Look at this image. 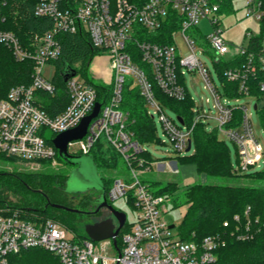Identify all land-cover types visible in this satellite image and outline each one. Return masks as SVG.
<instances>
[{
	"label": "built area",
	"instance_id": "1",
	"mask_svg": "<svg viewBox=\"0 0 264 264\" xmlns=\"http://www.w3.org/2000/svg\"><path fill=\"white\" fill-rule=\"evenodd\" d=\"M224 1L36 0L35 16L52 19V29L44 34H32L25 40L13 31L0 30V47H8L16 61L33 64L31 83L12 87L0 99V161L14 159L17 164L34 169L56 166L59 152L52 139L79 126L100 103L95 87L77 73L67 80L70 103L66 109L53 117L43 109L44 98L40 94L55 95L57 90L55 80L46 79L43 69L62 57L58 34L84 31L92 46L108 57L112 95L106 105L101 104L99 115L90 123L86 136L78 140L79 149L73 154L88 155L94 144L104 137L135 179L132 183L114 180L107 199L127 198L137 210L130 230L121 237L119 233L115 245L114 239L92 242L87 236H77L58 221L33 219L7 202L0 203V264H8L12 254L37 248L54 254L60 264H212L216 261V251L225 245L222 236H208L201 242H194L182 240L179 232L172 235L173 223L167 219L173 209L171 198L157 194L139 179V174L150 170L155 162L144 169L146 162L139 155L145 148L129 130L128 115L120 105L124 85L131 80L132 87H138L148 101L149 113L152 109L151 115L158 116L163 133L177 156L187 154L191 133L197 124H204L208 130L209 121L215 120L218 134L225 135L236 146L239 163L235 170L249 172L260 166L263 152L250 121L251 114L247 107L233 102L244 97L255 98L250 94L249 81L259 69L264 71V45L257 57L249 55L246 63L224 70V79L239 85L240 96L235 99L224 93L216 68L219 85L198 57V54L211 55L217 64L220 60H233L246 53L245 45L232 47L225 38L222 21L218 18ZM5 4L6 0H0V11ZM247 10L249 16L262 19L259 0H248ZM172 15L180 21L171 45H158L141 37L140 30L154 33L168 23ZM201 21L209 24V34H204L198 27ZM179 33L189 51L186 56L181 54L175 40ZM251 36L248 33L246 38ZM137 59L149 68L150 75L136 62ZM184 68L198 73L204 89L211 96L206 101L212 100L215 109L209 116L192 98L194 121L190 128L178 117L173 119L167 115L153 94V84H156L169 97L185 99L188 88L185 78L184 85L180 81L186 73ZM260 91L264 93V81ZM261 103L262 106L255 105L256 111L264 108V99ZM236 109L242 112V120L238 126H231ZM48 132L52 134L51 139L46 137ZM174 173H179L177 168ZM235 219L239 220V217ZM247 238V235H239L241 240Z\"/></svg>",
	"mask_w": 264,
	"mask_h": 264
},
{
	"label": "trees",
	"instance_id": "2",
	"mask_svg": "<svg viewBox=\"0 0 264 264\" xmlns=\"http://www.w3.org/2000/svg\"><path fill=\"white\" fill-rule=\"evenodd\" d=\"M263 12L260 20V31L257 35L247 38L245 55H240L233 60H220L215 64L219 78L224 86V93L230 98H238L239 85L229 83L223 77L224 70L235 69L248 61L249 55L258 56L264 45V0H259ZM36 0H6V4L0 11V30L13 31L22 40L32 34H44L53 27V20L45 17H37L34 14ZM234 10L233 0H225L222 3V13ZM177 21V22H176ZM178 17L171 16L170 21L160 30L154 33H146L142 30L141 37L151 43L158 45H171L172 35L178 30ZM58 40L62 45V57L56 62L59 65L60 78L55 80L56 94H40L43 98V109L52 117L60 114L70 103L67 92V81L63 75L66 65L81 74L92 86L95 87L98 101L106 105L112 95V79L108 82L96 83L88 76L89 66L96 56L104 55L100 49L92 46L89 35L84 31L76 34L60 33ZM198 37H200L198 35ZM136 56L139 53L133 49ZM146 69L148 75L150 70ZM33 64L30 61L18 62L6 46L0 47V99L14 86L29 85L31 83ZM151 81L152 77L150 76ZM184 85V77L180 78ZM264 81V71L259 69L250 81V94L258 102L263 101L264 93L260 91V84ZM154 83V82H153ZM155 100L164 108L175 112L178 118L190 128L194 121L192 108L194 102L190 92L187 90L183 100H177L166 95L156 84H153ZM120 109L128 115V128L134 134L135 139L145 148L139 157L146 162L144 169L151 167L154 160L146 150L151 143H161L157 137V125L155 118L149 113V104L141 94L138 87H132V81L128 80L122 91ZM261 124L264 128V108L258 109ZM242 120V112L234 111V123L231 126H238ZM192 154L176 156L181 163H194L200 175L220 178L223 180L250 181L247 185H213V184H192L183 190V197H180L178 183L170 182L164 187L158 188V183L153 182L152 187L160 195L169 196L174 209H184L183 219L178 225V232L182 240L201 242L208 236L219 235L225 241V245L216 251L217 259L212 264H264V169L255 172H238L232 163L230 149L225 140L221 139L216 130H207L204 124H197L192 133ZM190 151V152H191ZM99 168L113 170L118 167L120 156L108 145L106 139L101 137L93 146L90 153ZM59 157V155H58ZM61 159V158H60ZM16 163L14 159H7ZM236 163H239L238 156ZM137 165V162L135 163ZM22 175V174H21ZM11 175L0 170V203L7 202L13 209L22 210L25 215L33 219H52L60 222L72 230L79 237L87 235L80 230L79 222L82 221L84 212L93 202L91 200L80 204L81 208H72L78 212H68L57 209L51 204L66 206L62 202H52L47 192L55 188L63 194L69 176L68 175H45L41 173L28 174L25 176ZM52 178V181L49 180ZM114 183V180H103L106 197ZM258 183L261 186H256ZM33 186H41L43 190L37 194L41 201H26L23 207L13 204L7 200L8 194L12 191L17 194L33 193ZM88 193V192H87ZM36 194V193H34ZM86 194V193H84ZM83 195V194H80ZM99 195H97L98 199ZM68 207V206H66ZM71 208V207H69ZM249 209V211H247ZM238 216L239 220L235 217ZM228 225L225 226L224 224ZM130 230V224L126 223L120 232ZM239 235H247L245 240L239 239ZM45 253L52 255L53 259L45 257ZM8 264H60L59 259L52 253L43 249H29L12 254L8 258Z\"/></svg>",
	"mask_w": 264,
	"mask_h": 264
},
{
	"label": "rangeland",
	"instance_id": "3",
	"mask_svg": "<svg viewBox=\"0 0 264 264\" xmlns=\"http://www.w3.org/2000/svg\"><path fill=\"white\" fill-rule=\"evenodd\" d=\"M233 7L234 10L232 12H226V13H220L218 15V18L222 21L221 28L225 32V38L230 43L232 47L235 48H241L242 46L246 45L247 38L246 35L248 33H251L252 35L259 34L260 31V21L255 16H249L248 15V0H233ZM201 31L204 34H209L211 31V28L209 24L206 21H201L198 26ZM192 33V32H190ZM176 43L178 47L181 50V54L183 56H186L188 54V49L186 47V44L184 43L183 36L179 33L176 35ZM200 42V40L198 39ZM198 42V43H199ZM199 59L201 62L205 64L206 67L212 72L215 81L217 85L220 84L219 80L216 76V70H215V64H214V58L211 55L207 54H198ZM185 70V84L187 85L188 91L191 94V97L194 99L195 104L199 107H203V109L206 111V113L211 116V114L215 113V109L213 108V101L211 100L210 103H207L206 99L210 98L211 96L204 89V82L200 78L197 72H189L184 68ZM59 65L57 63H48L44 69H43V75L46 79H49L51 81L53 80H59L60 78V72H59ZM111 70L109 65V60H107L106 56L103 55L102 57L96 56L93 61L91 62L89 66L88 76L93 79L96 83H105L108 82L110 78ZM80 78L82 77L81 74ZM99 77V78H98ZM103 78V79H100ZM234 105H242L247 107L250 116V121L253 126L255 135L257 139L259 140L261 150L263 152V159L260 166L254 168L251 170V172L260 171L264 169V128L261 124L260 115L255 110V105L262 106L261 102H258L256 98H249L244 97L241 98L239 102H233ZM152 109H150V114H152ZM165 112L167 115L172 117L173 119H176L177 115L175 112L171 111L168 108H165ZM155 122L157 125V137L160 139L161 143H151L150 145L146 146V150L150 152L152 158L154 160H157L153 166L150 168V170L139 174V179L145 183V185L149 186L153 191H155V188L152 187V183L156 182L158 183L157 187L162 188L167 183L170 182H176L178 183V188L176 194H178L180 197H183V190L185 187L190 186L192 184H213V185H247L250 183V181L246 179H240V180H223L220 178H214V177H207L206 175H200L196 169V166L194 163H181L176 159V154L173 152L168 138L164 135L162 130V125L160 121L158 120V116L155 115ZM217 123L215 120H210L208 124V130L210 129H216ZM220 138L225 140L231 153L232 163L234 166L237 165L236 158H237V149L234 143L225 135L219 134ZM47 138L51 139L52 134L48 132L46 135ZM165 142V143H163ZM79 149L78 141H74L73 144L69 147L70 154L74 156H80L83 157L85 155H75L73 154L75 151ZM193 151V150H192ZM191 152H188L186 155L192 154ZM122 160V159H121ZM88 166H84L81 168L79 172V180L83 181L85 184H89L91 187L94 186L96 188H99L102 186L103 180H117V179H123L125 181H128L129 183H132L135 179L133 178L130 169L127 167L126 163L122 161H119L118 167L113 170H104L102 167H94L92 161L90 160L87 164ZM78 165H71L68 164L60 159V156L57 158V165L56 166H41L40 169H34L31 167H26L24 165H20L17 163H11L9 161L2 160L0 161V170L6 171L11 175H21L25 176L28 174H34V173H43L45 175H68L71 176L75 169H77ZM178 169V174L174 173V169ZM92 169V171H91ZM50 181H52V178H49ZM190 185H185L186 183H189ZM256 186H261L258 183L255 184ZM31 187L34 189L33 193H24V194H17L14 192H10L7 196V200L9 202H12L13 204H16L18 206L23 207L26 205V201L31 202H37L41 201V197L37 194V190L39 192H42L40 190H43V188L40 186H33ZM84 188L80 187H74L73 192H62L63 194H60L56 189L50 188L47 194L49 195V198L52 202H62L66 206L71 208H81L80 204L86 201H93L88 207L86 212L91 214L92 212H96L98 208L97 203V195L100 196L99 193H97L94 190H90V192L83 194V195H74L73 193L79 192L80 190L84 191ZM44 191V190H43ZM36 193V194H34ZM175 195H170V198H172ZM110 204L117 210L124 212L127 215V223H133L136 219L137 210L135 207L131 204V202L128 201L127 198H120L118 200L112 201L109 200ZM183 213L184 209L178 208L173 209L170 211L167 219L173 223L176 227L171 229L172 235L176 236L178 234V225L181 223L183 219ZM102 214H99L98 216L104 217ZM82 220L86 222H90L92 220V216L90 215H84ZM80 223V222H79ZM115 224L118 225V222L115 221ZM45 257L48 259H53V261H56L54 258H52V255L49 253L44 254Z\"/></svg>",
	"mask_w": 264,
	"mask_h": 264
},
{
	"label": "water",
	"instance_id": "4",
	"mask_svg": "<svg viewBox=\"0 0 264 264\" xmlns=\"http://www.w3.org/2000/svg\"><path fill=\"white\" fill-rule=\"evenodd\" d=\"M77 72L75 70H72L67 65L65 69L63 70V75L65 77V80L67 81L69 78L75 76ZM257 106H255V109ZM101 110V103H97L95 105V108L91 115L85 117L82 122L77 126L76 128L63 132L59 135H57L54 139H52V142L56 149L59 152V156L62 161L71 164V165H78L79 167L74 170L73 174L69 176L66 187L64 188V192H73L74 187H80L84 188V191L80 190L79 192L73 193L74 195H80L84 194L90 190H94L97 193L100 194V196L97 199L98 208L96 212H99L101 209H107L111 214L112 217L107 218L101 222H97L95 224H90L85 227V233L87 237L92 242H101L107 239H114V244H117V237L122 230V228L125 226L127 221V215L115 209L112 205L108 203V199L106 197V192L103 183L101 184L99 188H96L94 186H90L89 184H85L83 181L79 180V172L81 168L84 166H88V162L91 160L93 163V166L96 168L97 165L91 155H85L83 157L80 156H74L69 153V144L74 141H78L83 139L88 131L89 125L92 122L93 119H95ZM180 122H182L181 118H178ZM192 147V140H189V145L187 148V153L191 151ZM92 171V169H91ZM52 207L57 209H62L68 212H78L75 209L58 205V204H51ZM115 221L118 222V226H116ZM175 228V225L171 226V229Z\"/></svg>",
	"mask_w": 264,
	"mask_h": 264
},
{
	"label": "flooded vegetation",
	"instance_id": "5",
	"mask_svg": "<svg viewBox=\"0 0 264 264\" xmlns=\"http://www.w3.org/2000/svg\"><path fill=\"white\" fill-rule=\"evenodd\" d=\"M88 192H90V191H88ZM87 193V192H86ZM108 203L110 204V201L108 200ZM111 205V204H110ZM102 213H104L103 215H104V217H101L100 218V216H98L99 214H102ZM84 214L85 215H90V216H92V220L90 221V222H86V221H84V220H82V221H80V223H79V227H80V230L81 231H83V233H85V227L87 226V225H90V224H95V223H97V222H101V221H103V220H105V219H107V218H110V217H112V214L107 210V209H101L99 212H92L91 214H89L88 212H84ZM86 234V233H85Z\"/></svg>",
	"mask_w": 264,
	"mask_h": 264
},
{
	"label": "crops",
	"instance_id": "6",
	"mask_svg": "<svg viewBox=\"0 0 264 264\" xmlns=\"http://www.w3.org/2000/svg\"><path fill=\"white\" fill-rule=\"evenodd\" d=\"M103 56V55H102ZM102 56H98V57H102ZM107 58V60H108V57H106ZM111 76V75H110ZM99 78V77H98ZM100 79H103V78H100ZM185 185H190V182L189 183H186ZM174 209V208H173ZM172 209V210H173Z\"/></svg>",
	"mask_w": 264,
	"mask_h": 264
}]
</instances>
